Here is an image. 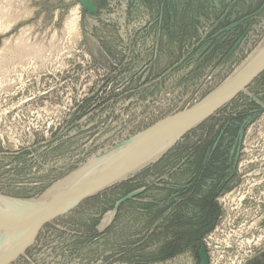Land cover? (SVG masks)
I'll return each instance as SVG.
<instances>
[{
    "label": "rangeland",
    "instance_id": "rangeland-1",
    "mask_svg": "<svg viewBox=\"0 0 264 264\" xmlns=\"http://www.w3.org/2000/svg\"><path fill=\"white\" fill-rule=\"evenodd\" d=\"M263 41L264 0H0V196L126 155ZM203 119L9 264H264V70Z\"/></svg>",
    "mask_w": 264,
    "mask_h": 264
},
{
    "label": "bare ground",
    "instance_id": "bare-ground-1",
    "mask_svg": "<svg viewBox=\"0 0 264 264\" xmlns=\"http://www.w3.org/2000/svg\"><path fill=\"white\" fill-rule=\"evenodd\" d=\"M258 54H260V56ZM263 62L264 41L260 44V47L252 53L247 60H245V63L242 65L243 67L238 69L229 80L227 79L228 81H226L225 87H221V90L218 91V93L214 91L216 94L209 98L212 102L173 119L171 118L169 121L162 122L156 129L147 132L145 135L135 140L133 147H130L132 150L128 151V148L126 155L124 152L122 155L118 153V151L111 152L110 156L104 158L105 160L103 159L104 161L98 160L91 162L88 165L75 170L70 177H66L59 183H56L53 187L49 188V192H47L43 198L32 199L30 201L25 199L13 200V198L0 196V219L5 220L6 225H9L7 229H10L8 232L0 231V264H2L5 256L10 252L12 253V259L9 262L17 258L26 249L28 244L34 240V237L37 234V229L44 222L54 217L65 203L71 204L78 195H85L99 186H102L107 180H109L111 175L114 176L133 165L137 157L144 151L146 152L151 146H153V148L148 153L147 156L149 158H147L146 161L158 157V155H160L168 146L173 144L176 138L185 132L192 123L200 121L209 114L213 108H217L218 105L227 100L235 91L233 87L245 82L260 68V65ZM143 163L145 162H142L136 167L138 168L143 165ZM92 179H95L97 182H94L90 187L78 192V194L63 196L61 199L54 201L53 204L47 208V211L41 213L33 211V208L35 209L37 206H42V201L47 199V201H49L51 198L61 195V193L75 188V186H78L83 182H90ZM32 214L34 215L31 218ZM18 221L20 223H26L22 225L23 227H20L15 224V222ZM8 233L11 235L14 234L15 236H9Z\"/></svg>",
    "mask_w": 264,
    "mask_h": 264
},
{
    "label": "water",
    "instance_id": "water-1",
    "mask_svg": "<svg viewBox=\"0 0 264 264\" xmlns=\"http://www.w3.org/2000/svg\"><path fill=\"white\" fill-rule=\"evenodd\" d=\"M262 70H264V62L260 65V68H259V69H258V70H257V71H256L251 77H249L245 82H243V83H241V84H238L237 86H234L233 88L235 89V91H234L233 93H235V92H237V91H239V90L245 88L246 85L249 84V83L252 81V79H254L256 76H258ZM233 93H232V94H233ZM230 97H232V95H231ZM230 97H229V98H230ZM229 98H228V99H229ZM213 99H214V98H213ZM215 99H216V98H215ZM216 100H217V99H216ZM210 102H212L211 99H208V98H207V99H204L201 103H199V104L193 106V107L190 108V109L192 110V109H195V108L203 107L204 105H206V104H208V103H210ZM218 106H219V105H218ZM215 109H216V108H213V109L211 110V112H210L209 114H207L205 117H207L208 115H210L211 113H213ZM180 114H182V113H180ZM174 117H175V116H174ZM205 117H204V118H205ZM171 118H173V117H171ZM203 120H204V119H201V120L198 121V122H194V123H192V124L190 125V127H189L187 130H189L193 125H196V124L200 123V122L203 121ZM187 130H186V131H187ZM181 135H182V134H181ZM181 135H180V136H181ZM180 136H179V137H180ZM152 148H153V146L149 147L148 150H146V152L144 151L143 153H141V154L137 157V159H136V161L133 163V165L129 166V167L126 168L125 170H122L121 172H119L118 174H116V175H114V176L111 175L110 178H109V180H107L102 186H99V187L96 188L95 190L90 191V193H87V194H85V195H78V197H77V199H76L74 205L71 206L70 208H68L67 210H69V209L73 208L74 206H76V204L79 203V201H81L82 199H84V198H86V197H89L90 195L95 194V193H97V192H99V191L105 189V187L110 186V185H113V184L119 182L121 179H125L126 177L132 175L134 171L138 170L136 166H138V165L141 164L142 162H145V163H143V164H144V166H146L147 163H149V161H146L147 158H149L147 155H148V153L151 151ZM163 152H164V151H163ZM163 152H162L160 155H158L157 159H159V158L162 156ZM153 161H155V160H153ZM91 181H93V182H91ZM94 182H97V181H95V179H92V180H90V182H89V181H87V182H83V183L79 184L78 186H75V188H72V189H70V190H67L66 192L61 193V195H58V196H56V197L51 198L49 201H47L46 204H44V205H42V206H37L35 209L33 208V211H36V213L45 212V211H47V208H49V207L51 206V204H53L54 201L61 199V197H63V196H69V195H73V194H78V192H80V191L86 189L87 187H90V185H92ZM33 215H34V214H32L31 218L33 217ZM29 219H30V218H29ZM22 223H24V222H22ZM22 223H20V225H21ZM42 225H43V224H42ZM42 225H41V226H42ZM41 226H40V227H41ZM40 227H39V228H40ZM39 228L37 229V231L39 230ZM37 231H36V233H37ZM203 256H204L203 264H208V258H207V256L205 255V253H203ZM11 259H12V253L10 252L8 255L5 256V259L3 260L2 264H9L8 262H9Z\"/></svg>",
    "mask_w": 264,
    "mask_h": 264
}]
</instances>
